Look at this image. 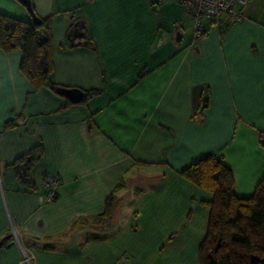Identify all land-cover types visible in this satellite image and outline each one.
<instances>
[{
	"label": "crops",
	"instance_id": "crops-1",
	"mask_svg": "<svg viewBox=\"0 0 264 264\" xmlns=\"http://www.w3.org/2000/svg\"><path fill=\"white\" fill-rule=\"evenodd\" d=\"M30 2L49 25L52 89L0 48V264H200L213 197L182 172L220 155L240 198L264 177V0L199 37L173 1ZM0 14L31 20L16 0ZM37 146L27 189L11 165Z\"/></svg>",
	"mask_w": 264,
	"mask_h": 264
},
{
	"label": "trees",
	"instance_id": "trees-1",
	"mask_svg": "<svg viewBox=\"0 0 264 264\" xmlns=\"http://www.w3.org/2000/svg\"><path fill=\"white\" fill-rule=\"evenodd\" d=\"M48 30L47 21L34 25L31 20L0 14V48L20 51V71L34 89H52ZM41 155L42 148L37 146L14 160L11 166L20 186L33 189L30 173ZM182 174L213 197L206 237L199 248L200 264H264V177L251 196L240 198L234 194L232 173L220 155H208ZM109 206L96 221H105Z\"/></svg>",
	"mask_w": 264,
	"mask_h": 264
},
{
	"label": "built area",
	"instance_id": "built-area-1",
	"mask_svg": "<svg viewBox=\"0 0 264 264\" xmlns=\"http://www.w3.org/2000/svg\"><path fill=\"white\" fill-rule=\"evenodd\" d=\"M158 3L173 1L182 6L189 18L196 36L204 35L208 26L221 29L231 24L241 23L245 20L243 10L251 4L252 0H156ZM59 180L56 176L48 175L43 180L44 198L47 202L54 200ZM16 240V236L13 234ZM24 262L29 258L24 256Z\"/></svg>",
	"mask_w": 264,
	"mask_h": 264
},
{
	"label": "water",
	"instance_id": "water-1",
	"mask_svg": "<svg viewBox=\"0 0 264 264\" xmlns=\"http://www.w3.org/2000/svg\"><path fill=\"white\" fill-rule=\"evenodd\" d=\"M16 1L25 7L27 13L31 18L32 23L34 25H38L40 23V19L34 14L30 0H16ZM78 36L79 33L77 30V25L74 24L67 34V39L70 43H72L73 40ZM54 92L57 95L66 98V100H68L72 104L80 103L84 99V93L77 88H63L58 86L54 89Z\"/></svg>",
	"mask_w": 264,
	"mask_h": 264
}]
</instances>
